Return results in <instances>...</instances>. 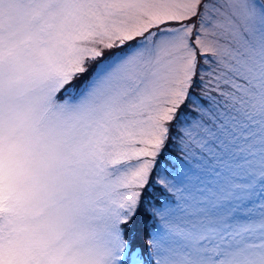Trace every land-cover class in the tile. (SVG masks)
<instances>
[{"label": "snow or ice", "instance_id": "6c2138e0", "mask_svg": "<svg viewBox=\"0 0 264 264\" xmlns=\"http://www.w3.org/2000/svg\"><path fill=\"white\" fill-rule=\"evenodd\" d=\"M0 264H264V0H0Z\"/></svg>", "mask_w": 264, "mask_h": 264}, {"label": "trees", "instance_id": "16d2710c", "mask_svg": "<svg viewBox=\"0 0 264 264\" xmlns=\"http://www.w3.org/2000/svg\"><path fill=\"white\" fill-rule=\"evenodd\" d=\"M138 231H139V241L143 242V240L146 238V233L143 231L142 228L138 225Z\"/></svg>", "mask_w": 264, "mask_h": 264}, {"label": "rangeland", "instance_id": "374dc122", "mask_svg": "<svg viewBox=\"0 0 264 264\" xmlns=\"http://www.w3.org/2000/svg\"><path fill=\"white\" fill-rule=\"evenodd\" d=\"M138 227V226H137Z\"/></svg>", "mask_w": 264, "mask_h": 264}]
</instances>
